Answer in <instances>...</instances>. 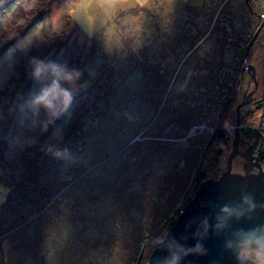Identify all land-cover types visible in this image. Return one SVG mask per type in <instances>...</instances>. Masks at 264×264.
I'll use <instances>...</instances> for the list:
<instances>
[{
    "label": "rangeland",
    "instance_id": "obj_1",
    "mask_svg": "<svg viewBox=\"0 0 264 264\" xmlns=\"http://www.w3.org/2000/svg\"><path fill=\"white\" fill-rule=\"evenodd\" d=\"M244 126L264 133V0H0V264H147ZM67 130L50 187L35 155ZM31 177L35 209L69 189L62 222L7 211Z\"/></svg>",
    "mask_w": 264,
    "mask_h": 264
},
{
    "label": "water",
    "instance_id": "obj_2",
    "mask_svg": "<svg viewBox=\"0 0 264 264\" xmlns=\"http://www.w3.org/2000/svg\"><path fill=\"white\" fill-rule=\"evenodd\" d=\"M250 71L254 79L255 67L250 66ZM242 131L254 139L248 149L251 154L261 134L252 127ZM239 140L240 131L236 127L233 151L220 177L199 185L193 199L155 246L147 264H167L173 256L180 257L178 264H255L242 251L264 247V170L259 163L264 153L254 163L246 159L243 172L233 171ZM255 167L257 172H253ZM225 207L231 215L222 212Z\"/></svg>",
    "mask_w": 264,
    "mask_h": 264
},
{
    "label": "trees",
    "instance_id": "obj_3",
    "mask_svg": "<svg viewBox=\"0 0 264 264\" xmlns=\"http://www.w3.org/2000/svg\"><path fill=\"white\" fill-rule=\"evenodd\" d=\"M248 10L251 12V8L249 6H248ZM251 15L253 16V14H251ZM218 100H219V98L217 99V101ZM68 130L54 142L53 146L50 145V146L46 147V149H44L43 152H41L39 154L36 153L37 155H35V157L38 158L39 160L43 159L45 157V159L42 161L43 163H41L42 164L41 166H43L41 168L42 172H41L40 176L38 174H37V176L41 177V175H43V174H47V175L52 174L53 180L55 182H53V180H52L50 187L52 185H55V184H57L56 187L61 186V182L57 178H59V176H60V174H58V173H62L63 170L59 166V161H57V159H55V157H56L58 145L60 143H63L69 135ZM48 173H50V174H48ZM52 175H50V176H52ZM204 177L205 176H203V178ZM205 180H207V178ZM31 181H33V183L30 184V185H32L31 187L28 186L29 187V189H28L29 194L34 195V196L36 195V196L33 198H30L28 200L26 198L25 199L21 198L22 195L20 193H18V194H16L17 192L13 193L12 199H11L10 203L8 204V208H7V211H9V213H11L12 218L13 217L17 218V220H20V223H28L31 227V226L36 225L38 223V220L41 216L43 218L44 225H47V224L51 223L52 220L49 219V217H45V215L50 213L52 210L53 214H54V216L52 217L53 223H56L58 221V219L60 220V222H62V219L65 218L67 213H68L66 211L68 206L63 208L62 207V201L65 202L66 199L69 198V189H67V192L61 198L58 199V204H57L58 206L53 205L51 202V199H46L44 201V203H46L44 206H41L39 209L38 208L35 209L36 208L35 205H38L39 202H41V200H38V198H37L39 192L35 191L36 185H37V180H33L31 177L30 182ZM26 200H28L30 202V204L29 203L25 204ZM20 202H23V203H20ZM27 205H29L30 209H26ZM56 208H57V210H56ZM61 210H64V212H67V213L62 212ZM44 212H46V213H44ZM173 224H174V222H173ZM173 224L171 225V227L173 226ZM170 228L168 229V231L170 230Z\"/></svg>",
    "mask_w": 264,
    "mask_h": 264
},
{
    "label": "flooded vegetation",
    "instance_id": "obj_4",
    "mask_svg": "<svg viewBox=\"0 0 264 264\" xmlns=\"http://www.w3.org/2000/svg\"><path fill=\"white\" fill-rule=\"evenodd\" d=\"M255 77H256V75H255ZM254 90L257 91L255 86H254ZM256 91H255V93L253 94V96L251 98H254L257 95L258 91H257V93H256ZM241 121L242 120L240 119V123H241ZM248 127H251V126L241 127L240 140H239V146H238V153L239 154L233 159L232 165H234V163H235L234 160H237V159H241V161L244 160V162H245L246 159L250 158V159H252V163H254V162H256V159H257L258 155L260 153L264 152V133L262 131L263 134H261V137H260L258 143L256 144L255 148L251 151V154H248V149L254 143V139H250V138L246 137L244 135V131H242V128H244V129L247 128L248 129ZM252 128H254V126H252ZM219 140H221V145H220V143H217L215 145V147L213 148V157L212 158H213L214 161H213L212 164L215 166L214 173L212 175H210V177H209V174H206L205 177L203 179L201 178L200 180L198 179L199 177H197L195 179V184H196V182L198 180H199L198 184L200 185L201 183L209 181V180H218V178L220 177L221 171L224 169V167L226 165V160L229 157V155L231 154V152L233 151V148L231 149V146H230V141L233 140V139L227 137L226 135H221V138ZM222 145H223V147H222ZM230 149H231V151H230ZM227 151H230L229 154L227 153ZM244 162L242 163V168H240V169H233L232 168V170L235 171V172H243ZM260 165H261V168H262L263 160L260 162ZM206 178H207V180H205ZM198 187H196L194 193L196 192Z\"/></svg>",
    "mask_w": 264,
    "mask_h": 264
},
{
    "label": "clouds",
    "instance_id": "obj_5",
    "mask_svg": "<svg viewBox=\"0 0 264 264\" xmlns=\"http://www.w3.org/2000/svg\"><path fill=\"white\" fill-rule=\"evenodd\" d=\"M40 72H41V69L40 67H37L36 70H35V75L39 76L40 75ZM71 79V77H69V80ZM46 97H47V100H46V103H44V107L45 108H52L55 106V103L56 101L59 99V96L57 94H52L51 96L48 95V93H45ZM63 97L65 99V101L70 104L71 103V99H72V96H71V93L68 92V91H63ZM40 99L41 98H38L37 100V103L40 102ZM60 154L57 153V156H59ZM222 212L227 214V215H231L230 211L228 208H224L222 209ZM161 241H157V244H159ZM180 257L179 256H173L172 260L167 262V264H178V261H179Z\"/></svg>",
    "mask_w": 264,
    "mask_h": 264
},
{
    "label": "snow or ice",
    "instance_id": "obj_6",
    "mask_svg": "<svg viewBox=\"0 0 264 264\" xmlns=\"http://www.w3.org/2000/svg\"><path fill=\"white\" fill-rule=\"evenodd\" d=\"M41 99H46V95H45V97H42Z\"/></svg>",
    "mask_w": 264,
    "mask_h": 264
}]
</instances>
